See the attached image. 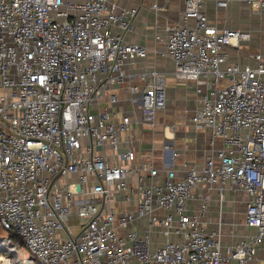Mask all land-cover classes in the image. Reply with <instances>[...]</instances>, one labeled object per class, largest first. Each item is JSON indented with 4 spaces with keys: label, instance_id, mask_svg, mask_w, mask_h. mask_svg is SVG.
<instances>
[{
    "label": "built area",
    "instance_id": "2783aa9c",
    "mask_svg": "<svg viewBox=\"0 0 264 264\" xmlns=\"http://www.w3.org/2000/svg\"><path fill=\"white\" fill-rule=\"evenodd\" d=\"M208 1L184 0L177 24L154 35L174 79L194 84L190 121L209 136V155L178 174L164 158L158 167L138 161L131 147L120 151L131 121L112 109L116 85L135 80L127 93L144 124L166 108L163 73L148 65L126 70L149 53L123 40L137 8L114 0H0V228L11 244V254L0 258L9 264L22 257L31 264L261 261L264 55L230 62L229 49L248 44L251 35L210 24ZM240 1L264 16V0ZM163 154L175 153L165 144ZM225 191L234 203L242 195L246 232L223 246L220 228L207 232L202 219L210 193L220 211ZM131 201L134 212L122 206ZM141 222L146 235L160 228L158 247L139 234Z\"/></svg>",
    "mask_w": 264,
    "mask_h": 264
},
{
    "label": "crops",
    "instance_id": "0c3cea01",
    "mask_svg": "<svg viewBox=\"0 0 264 264\" xmlns=\"http://www.w3.org/2000/svg\"><path fill=\"white\" fill-rule=\"evenodd\" d=\"M117 5L125 8H137V14L130 24L128 32L123 34V40L128 43H136L144 46L148 50L144 61L138 60L133 66H127L130 73H137L144 68V65L153 67L165 75L166 82V108L157 114L152 125L144 124L138 110L129 102L127 86L129 82L124 81L121 85L115 86V93L118 95V102L112 109L121 116H128L131 126L128 131L120 134V140L124 143L120 147L123 151L126 147H131L136 152L138 161L152 162L158 167L164 165L174 168L181 174L185 164L202 162L211 152L209 146L208 133L196 130L191 124L190 118L197 105L195 86L193 83H185L175 80L173 77L174 65L171 60L162 57L160 52L163 45L154 40L155 34H163L165 27L177 24L179 14L184 7V0H114ZM227 2L226 7H218L217 2ZM204 12L210 24L217 28L239 29L248 31V25L244 24L247 16L254 17V21H262L263 27L260 37L255 42L250 40L246 45H241L238 50L229 49V61H242L247 63V56L251 53L262 52L264 49V16H259L250 11L240 0H209L205 4ZM254 23V22H252ZM153 50L155 52L153 53ZM264 55V53H261ZM146 64H145V63ZM104 104V102H103ZM168 144L173 154H163V146ZM216 146L220 145L216 143ZM107 158L112 162H118L115 154H110L109 148ZM134 185V178L131 179ZM204 193L205 190H202ZM225 194L227 196L225 197ZM211 201L208 211L202 219L207 232H213L220 228V239L223 246L237 242L246 232L242 223L244 204L238 202L242 195H239L237 202H233L234 195L225 191L219 211L217 196L211 192ZM134 212L133 201L120 206ZM194 206H190L189 209ZM154 215L161 218L164 212L154 210ZM139 234L149 237L151 247H158L164 237L157 226L147 234V226L143 222L139 223ZM261 261H253L249 264H264V253L260 254ZM136 264V263H133Z\"/></svg>",
    "mask_w": 264,
    "mask_h": 264
},
{
    "label": "rangeland",
    "instance_id": "374dc122",
    "mask_svg": "<svg viewBox=\"0 0 264 264\" xmlns=\"http://www.w3.org/2000/svg\"><path fill=\"white\" fill-rule=\"evenodd\" d=\"M253 18H254L253 16L252 17L247 16V18H244L245 19L244 24L248 25V28H249L248 32L251 35V40H253L252 42H255V40L257 41L258 37H260L261 32L263 31V27L260 26V23L262 21L258 20L255 22ZM252 22H254V23H252ZM261 51H262L261 53H264L263 48H261ZM226 196H227V194H225V197ZM77 233H78V230H75L74 235H76ZM6 236H7V234L4 231H2V229L0 228V256L1 257H8L9 253L11 254V251L9 249L10 248L9 246H11V244H8L5 241ZM11 242L14 243V242H16V240L12 238ZM12 264H16V262H13Z\"/></svg>",
    "mask_w": 264,
    "mask_h": 264
},
{
    "label": "bare ground",
    "instance_id": "6f19581e",
    "mask_svg": "<svg viewBox=\"0 0 264 264\" xmlns=\"http://www.w3.org/2000/svg\"><path fill=\"white\" fill-rule=\"evenodd\" d=\"M1 257V256H0ZM15 257V255H14ZM19 263L18 264H31L29 261H27L25 258H21L19 259L18 261ZM0 264H9L7 263V260H4L3 258H0Z\"/></svg>",
    "mask_w": 264,
    "mask_h": 264
},
{
    "label": "trees",
    "instance_id": "16d2710c",
    "mask_svg": "<svg viewBox=\"0 0 264 264\" xmlns=\"http://www.w3.org/2000/svg\"><path fill=\"white\" fill-rule=\"evenodd\" d=\"M12 238H14L15 239V237L14 236H12V235H10Z\"/></svg>",
    "mask_w": 264,
    "mask_h": 264
}]
</instances>
